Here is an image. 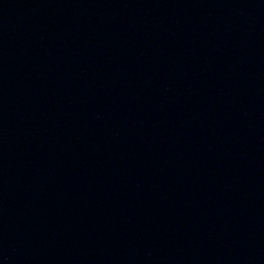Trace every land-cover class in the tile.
Returning a JSON list of instances; mask_svg holds the SVG:
<instances>
[{"label":"water","instance_id":"95a60500","mask_svg":"<svg viewBox=\"0 0 264 264\" xmlns=\"http://www.w3.org/2000/svg\"><path fill=\"white\" fill-rule=\"evenodd\" d=\"M0 264H264V0H0Z\"/></svg>","mask_w":264,"mask_h":264}]
</instances>
